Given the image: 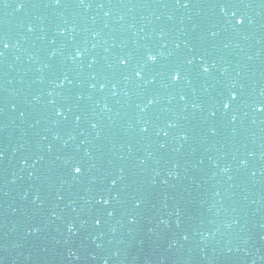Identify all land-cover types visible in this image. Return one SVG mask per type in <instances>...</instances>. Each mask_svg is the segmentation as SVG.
<instances>
[{
    "label": "water",
    "instance_id": "water-1",
    "mask_svg": "<svg viewBox=\"0 0 264 264\" xmlns=\"http://www.w3.org/2000/svg\"><path fill=\"white\" fill-rule=\"evenodd\" d=\"M0 264H264V0H0Z\"/></svg>",
    "mask_w": 264,
    "mask_h": 264
},
{
    "label": "snow or ice",
    "instance_id": "snow-or-ice-1",
    "mask_svg": "<svg viewBox=\"0 0 264 264\" xmlns=\"http://www.w3.org/2000/svg\"><path fill=\"white\" fill-rule=\"evenodd\" d=\"M237 23H243V18H239V19L237 20ZM5 47H7V45H5ZM148 59H149L150 61H153V60H155V57L150 55V56L148 57ZM204 71L207 72L208 69H207V68H204ZM173 79H174V80H178V79H179V75H178V74H177V75H174V76H173ZM233 99H235V97H233ZM74 171H75L76 173H79V172L81 171V169H80L79 167H76V168L74 169Z\"/></svg>",
    "mask_w": 264,
    "mask_h": 264
}]
</instances>
